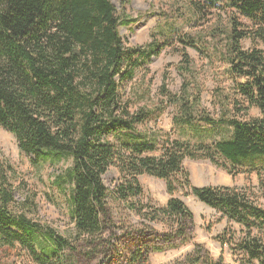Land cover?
Returning <instances> with one entry per match:
<instances>
[{
	"label": "trees",
	"instance_id": "obj_1",
	"mask_svg": "<svg viewBox=\"0 0 264 264\" xmlns=\"http://www.w3.org/2000/svg\"><path fill=\"white\" fill-rule=\"evenodd\" d=\"M203 1L195 5L199 15L224 1L235 12L227 24L219 23L213 37L222 38L231 76L244 80L235 85L232 98H217V117L201 110V98H165L163 107L132 111L119 81L148 63L160 47L127 48L119 29L132 21L116 16L112 0H0V127L17 138L35 164L71 159L63 183L70 189L74 224L65 237L13 213L10 178L0 164V239L5 244H21L37 264H96L121 258L119 253L127 264H148L151 254L194 239V215L177 197L181 193L240 226L239 232L226 229L216 238L241 258L240 264H264V208L245 190L195 187L184 167L187 160L210 161L232 176L238 169L264 174V0ZM246 41L251 48L243 46ZM182 56L181 73L193 77L188 54ZM168 107L176 112L173 126L185 136L191 132L194 143L138 129L157 121ZM254 108L257 117L251 115ZM201 125L218 129L221 138L210 140ZM222 159L227 166L220 165ZM112 169L120 178L108 188L104 177ZM143 176L165 183L166 207L142 202ZM124 246L130 249L126 254ZM173 264L226 263L196 245Z\"/></svg>",
	"mask_w": 264,
	"mask_h": 264
},
{
	"label": "rangeland",
	"instance_id": "obj_2",
	"mask_svg": "<svg viewBox=\"0 0 264 264\" xmlns=\"http://www.w3.org/2000/svg\"><path fill=\"white\" fill-rule=\"evenodd\" d=\"M112 3L120 20L132 21L128 27L119 29L127 48H144L149 44L160 47L158 53L151 55L148 63L138 68L131 77L119 81L122 96L129 100L132 111L142 107H163L167 104L165 98H201V110L211 116H219L217 98H232L235 85L244 83L243 79L235 80L229 72V65L220 47L219 40L222 38L213 37L218 25L227 24L235 16V12L226 6L225 1L218 3L215 8L205 7L204 13L200 15L195 10V5H205L203 0H112ZM236 16L243 24L252 26L250 21ZM243 46L249 49L252 44L246 41ZM184 52L192 62L190 68L193 77L181 73ZM186 88L188 94L185 97L183 91ZM175 115V110L168 107L157 121L152 119L149 124L138 129L161 130L170 135L171 140L189 139L194 143L191 132L185 136L173 126ZM251 115L257 117L258 110L254 108ZM201 126L210 131V140L221 138L218 129ZM165 138L166 135L160 140V145H163ZM34 160L20 150L17 138L12 133L0 127V164L8 173L14 197L10 209L13 213L25 214L35 225L53 228L62 236L68 237L74 224L70 189L63 181L72 161L60 157L35 164ZM219 163L227 166L223 159ZM184 167L190 173L195 187L245 190L252 200L264 208V174H248L243 169H238L232 176L210 161L187 160ZM119 178V171L112 169L104 177V182L108 188H112ZM139 181L144 191L142 202L161 208L167 206L170 196L164 182L149 176H143ZM177 197L184 201L194 215V239L177 249L151 254L148 264H173L192 253L196 245H202L214 260L223 257L226 264H240V257L233 255L229 248H222L216 241L226 229L239 232L240 226L228 223L222 214L194 197L186 198L181 193ZM137 221L138 219L134 220ZM126 249L130 250L124 246L125 254ZM118 257L121 258L106 259L96 264H127L125 256L119 253ZM0 264L37 263L21 244L10 246L0 239Z\"/></svg>",
	"mask_w": 264,
	"mask_h": 264
}]
</instances>
